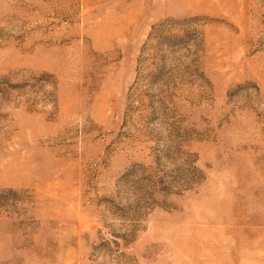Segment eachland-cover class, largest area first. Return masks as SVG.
I'll list each match as a JSON object with an SVG mask.
<instances>
[{
  "label": "rangeland",
  "instance_id": "374dc122",
  "mask_svg": "<svg viewBox=\"0 0 264 264\" xmlns=\"http://www.w3.org/2000/svg\"><path fill=\"white\" fill-rule=\"evenodd\" d=\"M0 264H264V0H0Z\"/></svg>",
  "mask_w": 264,
  "mask_h": 264
}]
</instances>
